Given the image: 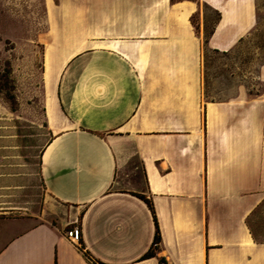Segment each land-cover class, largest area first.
Wrapping results in <instances>:
<instances>
[{
	"label": "crops",
	"instance_id": "crops-1",
	"mask_svg": "<svg viewBox=\"0 0 264 264\" xmlns=\"http://www.w3.org/2000/svg\"><path fill=\"white\" fill-rule=\"evenodd\" d=\"M43 1L48 139L29 160L0 130V264H91L81 245L103 264H264V91L203 96L204 48L233 49L256 0ZM199 3L221 15L207 43Z\"/></svg>",
	"mask_w": 264,
	"mask_h": 264
},
{
	"label": "rangeland",
	"instance_id": "rangeland-1",
	"mask_svg": "<svg viewBox=\"0 0 264 264\" xmlns=\"http://www.w3.org/2000/svg\"><path fill=\"white\" fill-rule=\"evenodd\" d=\"M256 3L257 23L233 49L222 53L204 48L203 96L206 99H227L237 95L240 88L253 97L263 93L260 74L264 66V0ZM199 4L200 14L193 15L191 22L205 39L215 28L217 14L206 3ZM82 10L76 8V12ZM95 11L98 9H86L93 18L92 32L98 29L94 23ZM47 13L43 0H0V130L12 144L26 149L29 160L38 159L48 139L43 127L46 89L39 40L50 28ZM11 95L15 97L14 102L10 100Z\"/></svg>",
	"mask_w": 264,
	"mask_h": 264
},
{
	"label": "trees",
	"instance_id": "trees-1",
	"mask_svg": "<svg viewBox=\"0 0 264 264\" xmlns=\"http://www.w3.org/2000/svg\"><path fill=\"white\" fill-rule=\"evenodd\" d=\"M215 12H216V14H217V20H216V23H218L219 20H220L221 15H220L219 12H217V11H215ZM213 32H214V29L209 33L208 36L205 37V39H204V42H205V43H207L208 38L213 34ZM9 73H10V72H9ZM10 100L14 102V101H15V97H14L13 95H11V96H10ZM140 197L146 201V203L148 204V206L150 207V209L153 211V205H152L151 201L148 200V199H146L144 196H140ZM160 242H161V237H160L159 227H158V224H157V222H156V234H155V239H154V245H153V248H155V249L158 248ZM80 250L84 253L85 257L91 262V264H103V263H100V262H98L97 260H95V259H94V258L88 253V252H85V251H84V247H83L82 245H81V247H80ZM153 255H154V252H153V251H150V252L146 255V257H151V256H153Z\"/></svg>",
	"mask_w": 264,
	"mask_h": 264
},
{
	"label": "built area",
	"instance_id": "built-area-1",
	"mask_svg": "<svg viewBox=\"0 0 264 264\" xmlns=\"http://www.w3.org/2000/svg\"><path fill=\"white\" fill-rule=\"evenodd\" d=\"M65 235L73 244L80 245L82 239V231L80 226H74L65 231Z\"/></svg>",
	"mask_w": 264,
	"mask_h": 264
}]
</instances>
